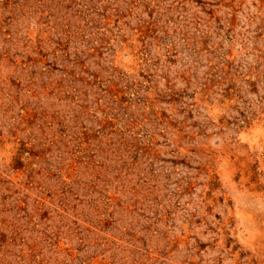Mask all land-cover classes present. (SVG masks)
Wrapping results in <instances>:
<instances>
[{"label": "rangeland", "instance_id": "obj_1", "mask_svg": "<svg viewBox=\"0 0 264 264\" xmlns=\"http://www.w3.org/2000/svg\"><path fill=\"white\" fill-rule=\"evenodd\" d=\"M0 264H264V0H0Z\"/></svg>", "mask_w": 264, "mask_h": 264}]
</instances>
